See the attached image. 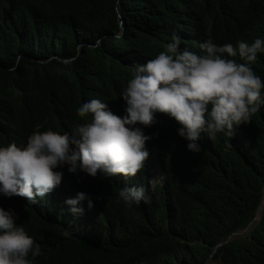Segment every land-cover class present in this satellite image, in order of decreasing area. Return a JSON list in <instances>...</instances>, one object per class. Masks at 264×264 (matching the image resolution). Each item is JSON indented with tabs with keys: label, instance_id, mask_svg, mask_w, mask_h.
Returning <instances> with one entry per match:
<instances>
[{
	"label": "trees",
	"instance_id": "obj_1",
	"mask_svg": "<svg viewBox=\"0 0 264 264\" xmlns=\"http://www.w3.org/2000/svg\"><path fill=\"white\" fill-rule=\"evenodd\" d=\"M173 34L196 53L208 39L251 44L264 39V0H0V147L25 146L36 130L71 133L90 122L77 109L92 99L123 117L131 66L155 58ZM251 67L264 80V53ZM156 121L140 126L153 138L135 177L64 166L61 184L36 204L0 194V207L41 246L32 264H204L211 255L216 264H264V210L217 248L264 200V104L232 138L202 133L199 153L188 151L175 119ZM156 149L163 179L150 187ZM124 187H144L151 203L127 207ZM78 193L93 204H78L83 214L65 203Z\"/></svg>",
	"mask_w": 264,
	"mask_h": 264
},
{
	"label": "clouds",
	"instance_id": "obj_2",
	"mask_svg": "<svg viewBox=\"0 0 264 264\" xmlns=\"http://www.w3.org/2000/svg\"><path fill=\"white\" fill-rule=\"evenodd\" d=\"M199 48L200 53L181 48V38L173 34L171 43L155 58L131 66L132 78L121 93L126 104L123 117L114 114L107 103L92 99L77 109L80 117L90 115V122L79 124L71 133L36 130L25 146L13 142L0 147V194L36 204L37 197L51 194L61 184L63 173L57 169L64 166L69 173L79 171L93 178L98 173L135 177L145 169L150 155L145 145L153 138L140 126H153L157 114L168 115L181 125L178 135L188 142L190 152H201L202 133L209 137L224 133L232 138L234 126L251 123L264 104V80L251 67L258 53H264V39L251 44L238 41L235 47L208 39ZM158 154L156 149L150 159L155 168L159 165L158 178H152L150 187L163 179ZM146 191L124 187L119 200L129 208L141 202L150 204ZM85 200L91 209L92 201L85 193L65 203L73 214H83L77 205ZM16 219L14 212L0 207V264H32L29 256L42 255L41 246Z\"/></svg>",
	"mask_w": 264,
	"mask_h": 264
},
{
	"label": "water",
	"instance_id": "obj_3",
	"mask_svg": "<svg viewBox=\"0 0 264 264\" xmlns=\"http://www.w3.org/2000/svg\"><path fill=\"white\" fill-rule=\"evenodd\" d=\"M263 210H264V200H263L262 204L259 206L258 211H257L256 216H255V218L253 219V221H252V222H251V223H250L245 229L232 233V234H231V235H230L225 241L221 242V243L218 245L217 248H219V247H221V246H223V245H225V244H228L229 242H231V241L234 240L235 238L242 236L244 233H247V232L249 231L250 227H251L253 224L258 223V222L261 220V214H262ZM260 211H261V214H260V216H259ZM210 260H212V255H211L210 258L208 259V262H209Z\"/></svg>",
	"mask_w": 264,
	"mask_h": 264
},
{
	"label": "rangeland",
	"instance_id": "obj_4",
	"mask_svg": "<svg viewBox=\"0 0 264 264\" xmlns=\"http://www.w3.org/2000/svg\"><path fill=\"white\" fill-rule=\"evenodd\" d=\"M155 160H157V156L155 155ZM158 170H159V165H157V167L153 170L152 172V178H158ZM246 233H244L243 235H245ZM242 235V236H243ZM204 264H216L215 261L210 260L209 262H205Z\"/></svg>",
	"mask_w": 264,
	"mask_h": 264
},
{
	"label": "bare ground",
	"instance_id": "obj_5",
	"mask_svg": "<svg viewBox=\"0 0 264 264\" xmlns=\"http://www.w3.org/2000/svg\"><path fill=\"white\" fill-rule=\"evenodd\" d=\"M260 214H261V211H260V213H259V216H260Z\"/></svg>",
	"mask_w": 264,
	"mask_h": 264
}]
</instances>
